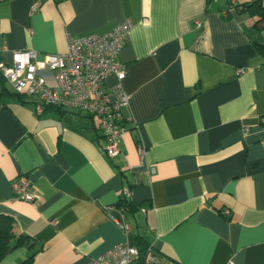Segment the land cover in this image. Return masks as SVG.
I'll list each match as a JSON object with an SVG mask.
<instances>
[{
    "label": "crops",
    "instance_id": "crops-1",
    "mask_svg": "<svg viewBox=\"0 0 264 264\" xmlns=\"http://www.w3.org/2000/svg\"><path fill=\"white\" fill-rule=\"evenodd\" d=\"M251 1L0 0L6 63L13 51L63 54L67 36L133 25L117 57L130 102L113 159L97 118L38 115L35 98L0 82V215L40 248L32 264H88L138 236L159 264H264V25L241 13ZM21 176L31 203L14 197ZM129 187L134 213L120 208Z\"/></svg>",
    "mask_w": 264,
    "mask_h": 264
},
{
    "label": "built area",
    "instance_id": "built-area-1",
    "mask_svg": "<svg viewBox=\"0 0 264 264\" xmlns=\"http://www.w3.org/2000/svg\"><path fill=\"white\" fill-rule=\"evenodd\" d=\"M234 1L230 0L231 3ZM132 26L130 20H124L102 35L67 36V52L63 54L40 56L34 50L13 51L10 63L0 59V77L14 93L35 98V111L38 115L43 113L46 106H53L97 118L105 142L104 154L113 159L120 154L121 138L125 130L122 110L130 102V96L123 88L126 70L117 62V57ZM196 26L200 24L196 23ZM7 51V48L0 47V56ZM110 77L115 79V83L107 88L106 81ZM138 152L142 161L144 150L139 149ZM147 173L153 174L154 170L150 168ZM28 186L26 177H19L12 184L14 197L33 202L34 197ZM124 195L130 197L131 191L126 189ZM105 210L111 214L114 208L105 207ZM223 215L229 216L230 211L224 210ZM110 220L123 232H129L128 224L112 215ZM137 255L135 247L119 245L91 259L88 264H133ZM147 261L155 264L153 252L148 254Z\"/></svg>",
    "mask_w": 264,
    "mask_h": 264
},
{
    "label": "trees",
    "instance_id": "trees-1",
    "mask_svg": "<svg viewBox=\"0 0 264 264\" xmlns=\"http://www.w3.org/2000/svg\"><path fill=\"white\" fill-rule=\"evenodd\" d=\"M210 1L213 0H209V2ZM241 8V13H247L251 17L256 18V25H264V0H252L249 3L243 4ZM256 51L264 59V44H256ZM0 82L3 85L5 83V81L1 77ZM3 91L6 92L5 88ZM4 92L3 94H5ZM10 94L12 97H15L21 102L25 101V97H23L22 95L16 94L14 92ZM47 111H55L61 119H63L66 115L72 113L53 106H46L43 112ZM84 117L89 118L88 116ZM130 189L131 188L129 187V190ZM121 207L124 211L130 210L133 213L139 209H137V206L133 204V200L130 197L126 196H123L122 200L120 201V208ZM134 247L137 249L138 255L134 259L133 264H149L147 261L148 254L150 252L154 253V248L152 247V244L144 241L142 237L138 236L134 238ZM19 248H26L28 253L25 259L20 262V264H32L35 254L40 249L34 244V242L30 239L29 236L16 231L15 221L12 217L8 215H0V263L6 255ZM154 256L158 258L155 264H159V256L155 253Z\"/></svg>",
    "mask_w": 264,
    "mask_h": 264
},
{
    "label": "rangeland",
    "instance_id": "rangeland-1",
    "mask_svg": "<svg viewBox=\"0 0 264 264\" xmlns=\"http://www.w3.org/2000/svg\"><path fill=\"white\" fill-rule=\"evenodd\" d=\"M9 88H11L9 85H8ZM12 90V89H11ZM13 91V90H12ZM70 112H72L73 114H76V113H80L81 115H83L82 112H78V111H75V110H69ZM72 116V115H71Z\"/></svg>",
    "mask_w": 264,
    "mask_h": 264
}]
</instances>
